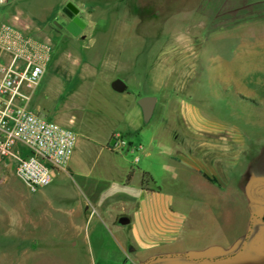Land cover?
<instances>
[{"label": "rangeland", "instance_id": "obj_1", "mask_svg": "<svg viewBox=\"0 0 264 264\" xmlns=\"http://www.w3.org/2000/svg\"><path fill=\"white\" fill-rule=\"evenodd\" d=\"M68 1L85 23L77 36L54 23L67 21ZM253 13L261 17L235 22ZM15 14L21 26L51 42L60 61L44 72L29 105L73 129L77 141L72 164L36 191L0 166V264H143L159 251L229 245L246 223L245 197L233 178L253 172V155L264 154V0L0 3L2 21ZM118 76L128 97L109 84ZM143 96L156 97L151 118L126 129L124 114ZM113 130L135 150L111 149ZM151 141L152 154L142 155L138 145ZM123 160L149 171L160 187L153 201L146 195L144 210L131 203L122 209L117 201L140 194L139 174L126 184ZM202 174L220 190L203 184ZM85 197L98 203L88 204L83 227L51 217L59 205ZM27 211L34 233L45 232L35 242L25 237ZM120 213L132 218L122 253L110 232ZM168 221L175 222L172 230ZM95 223L90 240L84 238Z\"/></svg>", "mask_w": 264, "mask_h": 264}, {"label": "built area", "instance_id": "obj_2", "mask_svg": "<svg viewBox=\"0 0 264 264\" xmlns=\"http://www.w3.org/2000/svg\"><path fill=\"white\" fill-rule=\"evenodd\" d=\"M18 20L16 14L12 21L0 19V166L10 168L22 185L36 191L65 168L77 134L30 108L53 46ZM109 146L135 150L118 132L111 135Z\"/></svg>", "mask_w": 264, "mask_h": 264}, {"label": "crops", "instance_id": "obj_3", "mask_svg": "<svg viewBox=\"0 0 264 264\" xmlns=\"http://www.w3.org/2000/svg\"><path fill=\"white\" fill-rule=\"evenodd\" d=\"M9 18H10V20H12L11 17H7V18L5 17V19H9ZM54 52H55V49L53 48V53H52V56H51V59H50L48 65L46 67V70H48L51 67L58 68V66H59L60 61L58 59H55ZM46 70H45V72H46ZM113 80H115V78H113L109 82L110 86L114 90L118 91V93H121L122 98L128 97L129 92L127 90V86L125 85V88H123V89H116L112 85ZM38 85H39V83H38ZM134 104H135V106L134 107L132 106L131 110L127 114H124L125 116H123V123L125 124L126 129L133 130V131L137 130L140 122L143 120L142 111H141V108L139 107V105L137 104L136 99H134ZM30 108H31V106H30ZM115 132H119V131H117V130L111 131L109 138H108L109 140H110L111 135ZM153 143H155V142L151 141L150 144H148L146 146L139 144L138 150L142 153V155L149 156L150 154H152L151 149L153 147V145H152ZM74 151H75V147H74L73 153H72V155H71V157L67 163V166H70L72 164L73 157H74ZM136 158L138 159V161L140 160L139 156H137ZM122 162H123V164L122 165L120 164L118 166L120 167V169L124 170L125 176L129 172H131L130 180L126 184H130L131 180L136 176V173L139 174L138 190H139L140 194H139V196H137V198H134V197L131 198V196H129V195H125L124 197H122L120 195V197L117 199V201L120 204L122 209L126 206L127 203H131V204H133L134 207H136V210L137 209L138 210H144L147 208V205L145 203L146 195L149 197L154 196L155 194L158 193V191H160V187L156 186V183H155L156 181L149 171H144V170H141L140 168H138V170L136 171L131 166H127V163L124 160ZM59 172L60 171L56 172V174L53 176L52 180L47 185H49L55 179L57 173H59ZM202 179H203L202 183L209 186L211 191L215 192L217 190H220V184L216 183L215 180L210 181L207 177H205L204 174H202ZM144 180H146V182H147L146 184L144 183ZM150 181L152 184L148 183ZM47 185H44V186H47ZM41 187H43V186H41ZM150 200L153 201L152 197ZM97 203H98L97 201H93V202L90 201L87 197L82 198L81 200H79V203L74 204V205H69L67 203H64V204L59 205V208L53 210L54 213L52 212L51 217L54 218L56 220V222H58V224H63V223L65 224L66 222H68L69 224H72L73 222H75V223L78 222L80 224L78 227H83V225H85V221L88 219L89 215L91 214V212H89L88 204L93 206L92 208H95ZM149 208H150V210L153 209V211H155V205H150ZM121 216H126L129 219V221L127 223H124V224L118 223V219ZM71 218H73V222H72ZM98 218L100 220H103V218L99 214H98ZM131 220H132V218L127 213H120V214H117L116 217L110 221L111 235L115 238L116 242L121 246V248L119 249L121 251V253L126 251L124 244L128 243L129 239L126 236L127 234L125 231V227L129 226V224L131 223ZM98 222H99V220H98ZM168 222L170 224H168ZM168 222L166 223V228H168V230H172V227L174 226L175 222H172V221H168ZM15 223L17 226H19V224H21V222L18 223L17 220ZM25 223L30 225V226H27V228H26L27 231L25 233V237L28 238L29 242H35V239H34L35 236L40 237V236L44 235L45 232H44L42 227L38 229L37 233H34V230L37 227V224L35 223L32 211H31V213H29L27 211L26 217H25ZM96 223L91 226V229L89 232H85V234L83 235L84 238L87 237L90 240L91 233H93L95 231V229L97 228ZM159 228H161V225H159ZM159 232H161V230L158 229V231L156 233H159ZM160 252L161 251L156 252L157 254L153 253L150 256L148 255V256H144V257L151 258V257L158 256V255L171 254V253L175 252V250L162 251L161 253ZM154 254H156V255H154Z\"/></svg>", "mask_w": 264, "mask_h": 264}, {"label": "flooded vegetation", "instance_id": "obj_4", "mask_svg": "<svg viewBox=\"0 0 264 264\" xmlns=\"http://www.w3.org/2000/svg\"><path fill=\"white\" fill-rule=\"evenodd\" d=\"M65 23H57V29L67 31L70 21L67 12ZM259 178L249 187L250 178ZM233 184L245 197L246 223L243 231L229 245L210 244L201 249L175 251L171 253L169 264H264V154L253 155V172L233 178ZM161 262V263H160ZM153 264H166L162 261Z\"/></svg>", "mask_w": 264, "mask_h": 264}, {"label": "water", "instance_id": "obj_5", "mask_svg": "<svg viewBox=\"0 0 264 264\" xmlns=\"http://www.w3.org/2000/svg\"><path fill=\"white\" fill-rule=\"evenodd\" d=\"M64 11L67 12V14L70 17V21L66 24L65 29L73 36H77L82 30V28H84L85 26V23L78 16L79 8L75 4H73L71 1H68L64 5ZM112 85L116 89L125 88V83L120 78L113 80ZM137 104L141 108L143 122L147 123L153 114L155 104H156V97H153V96L140 97L137 99ZM259 178H253V177L250 178L247 184V189H246V195L248 197H250V194H249L250 185L253 183L254 180L259 179ZM128 221L129 219L126 216H121L118 219V223H121V224L127 223ZM170 256L171 254H163L159 256H154L146 260L143 264H153L155 262H160V261L166 264H169Z\"/></svg>", "mask_w": 264, "mask_h": 264}, {"label": "trees", "instance_id": "obj_6", "mask_svg": "<svg viewBox=\"0 0 264 264\" xmlns=\"http://www.w3.org/2000/svg\"><path fill=\"white\" fill-rule=\"evenodd\" d=\"M261 16H259L258 14L256 13H253V14H247L246 16L244 17H239L235 20V22L237 21H244V20H249V19H254V18H260ZM146 174V173H145ZM130 177H131V172H129L126 176V182H128L130 180Z\"/></svg>", "mask_w": 264, "mask_h": 264}]
</instances>
